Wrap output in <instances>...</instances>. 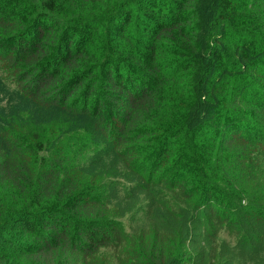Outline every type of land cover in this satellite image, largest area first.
Listing matches in <instances>:
<instances>
[{
  "label": "trees",
  "instance_id": "1",
  "mask_svg": "<svg viewBox=\"0 0 264 264\" xmlns=\"http://www.w3.org/2000/svg\"><path fill=\"white\" fill-rule=\"evenodd\" d=\"M0 264H264V0H0Z\"/></svg>",
  "mask_w": 264,
  "mask_h": 264
},
{
  "label": "rangeland",
  "instance_id": "2",
  "mask_svg": "<svg viewBox=\"0 0 264 264\" xmlns=\"http://www.w3.org/2000/svg\"><path fill=\"white\" fill-rule=\"evenodd\" d=\"M9 86L14 89L12 84L9 83ZM140 218H141V212L137 216H134V221H131V219L128 220L130 225L128 222H126V225H128V227L130 226L132 228L135 225L140 224V223H137V221L138 222L140 221ZM122 221H124V220H122Z\"/></svg>",
  "mask_w": 264,
  "mask_h": 264
}]
</instances>
